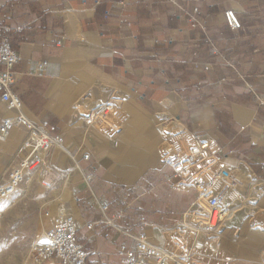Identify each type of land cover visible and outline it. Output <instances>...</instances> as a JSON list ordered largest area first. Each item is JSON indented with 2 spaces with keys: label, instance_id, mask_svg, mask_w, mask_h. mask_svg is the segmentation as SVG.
Returning <instances> with one entry per match:
<instances>
[{
  "label": "crops",
  "instance_id": "1",
  "mask_svg": "<svg viewBox=\"0 0 264 264\" xmlns=\"http://www.w3.org/2000/svg\"><path fill=\"white\" fill-rule=\"evenodd\" d=\"M195 8L206 33L191 26ZM228 10L240 31L227 26ZM4 36L20 55L13 90L24 114L35 124L50 122L63 138V148L49 154L62 180L49 212L78 221L90 260L121 264L127 239L105 222L122 211L117 226L146 233L159 248L173 230L184 231V214L201 198L197 184L209 178L180 188L182 174L176 190L168 185L162 160L171 128L179 150V138L189 146L196 136L221 149L232 175L211 187L230 216L206 263L264 264V0H0ZM105 103L126 114L110 134L89 118ZM12 115L0 100V122ZM27 138L14 129L0 143V182L24 157ZM90 165L96 169L88 186Z\"/></svg>",
  "mask_w": 264,
  "mask_h": 264
},
{
  "label": "built area",
  "instance_id": "2",
  "mask_svg": "<svg viewBox=\"0 0 264 264\" xmlns=\"http://www.w3.org/2000/svg\"><path fill=\"white\" fill-rule=\"evenodd\" d=\"M176 5V0H167ZM99 2H96L98 5ZM199 9L195 8L190 14L193 28L207 31L205 23L198 19ZM7 19V16L4 15ZM227 26L233 32L242 29L241 21L236 13L228 10L224 13ZM128 23L127 19L123 20ZM9 31V28H6ZM206 43L213 47L210 38ZM19 52L12 46L8 36L0 39V100L6 110L13 115L0 122V143L7 141L14 129H24L28 138L23 143L24 157L10 170L7 178L0 183V204L16 195L21 186L29 181V176H38V182L50 189L58 180V175L49 162V154L54 148H63V138L57 128L48 121L40 124L31 122L23 112L24 106L19 95L13 90L15 78L13 69L19 62ZM47 62L35 65L38 72H43ZM122 115L112 103L102 104L92 110L89 118L100 128H107V133H113L121 124ZM85 161L90 158L85 156ZM201 165L202 172L198 176L208 177L209 180L199 182L201 198L196 206L192 207L183 216L181 230L171 232L170 240L165 248L153 245L144 232H134L120 229L116 220L123 219L124 212H119L115 219H108L105 224L126 237L118 251L121 264H207L205 261L208 246L217 244L216 233L229 218V207L220 196H211V187L220 180L228 182L232 175L225 167L222 150L212 148L210 142L196 136L187 147L179 164L181 170L175 169V175L167 179L173 190L178 188L176 178H179L194 165ZM94 165L91 172L84 177L89 186L94 180ZM198 174V173H197ZM174 180V182H173ZM107 212L108 206H101ZM51 226L34 242L30 250L29 264H107L90 260L89 252L79 240L81 226L78 221L66 214L53 216L46 214ZM144 222V219H141ZM95 224L87 228L93 229ZM214 236V237H213ZM242 264H256L246 262Z\"/></svg>",
  "mask_w": 264,
  "mask_h": 264
},
{
  "label": "rangeland",
  "instance_id": "3",
  "mask_svg": "<svg viewBox=\"0 0 264 264\" xmlns=\"http://www.w3.org/2000/svg\"><path fill=\"white\" fill-rule=\"evenodd\" d=\"M125 115H123L122 120L121 117L119 118L121 123L124 120ZM108 125L109 124H107V128L102 126L101 129L104 132L107 131L108 127H110ZM168 133L170 134L168 135ZM165 136L167 142L165 144V154L162 161L164 164H166V167L170 168V175L173 177L175 175L176 168L181 170L179 164L188 145L185 140L184 144L182 138H179V141H181V146L183 147L184 145V147L180 150L178 149V146L176 148L175 129L167 128L165 130ZM174 153L176 156L175 158H172ZM91 166L92 165L89 167L88 173L91 172ZM201 166H203V164L191 166V168L186 173L181 171L184 173L183 177L185 183L180 185V188L186 186L185 184L188 185L187 187H191L192 183L196 184L194 181L200 177L197 175L202 172ZM173 167L174 169H172ZM9 172L10 171H8V173ZM170 175L168 177H170ZM3 181L4 180L1 182ZM61 184L62 180L60 178L50 189H47L38 182V176H29V181L25 182L21 186L16 195L0 204V264H29V252L32 245L36 240H38V238H40L44 232V229L51 226V222L48 224V226H44V221L48 220V218H46V214L50 211V209L53 210L54 206L59 204V202L55 203V200L59 195ZM218 184L219 183L216 185ZM168 185L171 187L170 184ZM197 186L198 188L200 187L198 184ZM227 200L229 202V198H227Z\"/></svg>",
  "mask_w": 264,
  "mask_h": 264
},
{
  "label": "bare ground",
  "instance_id": "4",
  "mask_svg": "<svg viewBox=\"0 0 264 264\" xmlns=\"http://www.w3.org/2000/svg\"><path fill=\"white\" fill-rule=\"evenodd\" d=\"M175 158V157H174Z\"/></svg>",
  "mask_w": 264,
  "mask_h": 264
}]
</instances>
